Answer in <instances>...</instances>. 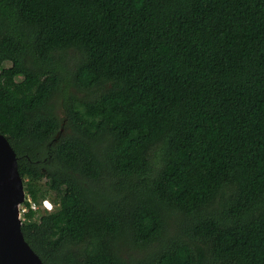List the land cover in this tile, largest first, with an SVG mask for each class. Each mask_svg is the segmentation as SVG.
<instances>
[{"label": "trees", "instance_id": "16d2710c", "mask_svg": "<svg viewBox=\"0 0 264 264\" xmlns=\"http://www.w3.org/2000/svg\"><path fill=\"white\" fill-rule=\"evenodd\" d=\"M0 133L44 264H264V0H0Z\"/></svg>", "mask_w": 264, "mask_h": 264}, {"label": "water", "instance_id": "95a60500", "mask_svg": "<svg viewBox=\"0 0 264 264\" xmlns=\"http://www.w3.org/2000/svg\"><path fill=\"white\" fill-rule=\"evenodd\" d=\"M25 194L15 151L0 133V264H44L21 231Z\"/></svg>", "mask_w": 264, "mask_h": 264}, {"label": "built area", "instance_id": "2783aa9c", "mask_svg": "<svg viewBox=\"0 0 264 264\" xmlns=\"http://www.w3.org/2000/svg\"><path fill=\"white\" fill-rule=\"evenodd\" d=\"M27 202H29V206L26 204L24 201L22 204L19 205V212L20 215L22 216L29 208L32 210H37L39 207H49L51 208V203L48 200H42L41 205L39 203L33 202L30 200V198L26 199Z\"/></svg>", "mask_w": 264, "mask_h": 264}, {"label": "clouds", "instance_id": "9594fccd", "mask_svg": "<svg viewBox=\"0 0 264 264\" xmlns=\"http://www.w3.org/2000/svg\"><path fill=\"white\" fill-rule=\"evenodd\" d=\"M28 198H29L28 196H25V200H24V201L27 202L26 199H28ZM30 200H31V199H30ZM42 200H48V201L50 202V200L47 199V198H45V199H41L40 202H39L40 205H41V203H42ZM24 201H23V202H24ZM23 202H22V203H23ZM50 203H51V202H50ZM38 209H41V210L46 209V210L50 211V210L52 209V204H51V208H49V207H48V208H47V207L45 208V207H42V206H41V207H39ZM20 218H21V220H22V219H23V215H22V216L20 215Z\"/></svg>", "mask_w": 264, "mask_h": 264}, {"label": "rangeland", "instance_id": "374dc122", "mask_svg": "<svg viewBox=\"0 0 264 264\" xmlns=\"http://www.w3.org/2000/svg\"><path fill=\"white\" fill-rule=\"evenodd\" d=\"M58 114H59V116H62V111L60 109H58ZM25 193H26V191H25ZM25 196H26V194H25Z\"/></svg>", "mask_w": 264, "mask_h": 264}]
</instances>
